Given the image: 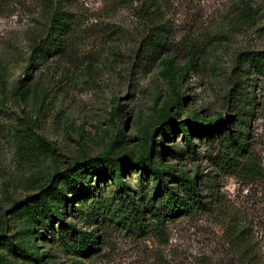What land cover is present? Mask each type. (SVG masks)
I'll list each match as a JSON object with an SVG mask.
<instances>
[{"label":"rangeland","instance_id":"rangeland-1","mask_svg":"<svg viewBox=\"0 0 264 264\" xmlns=\"http://www.w3.org/2000/svg\"><path fill=\"white\" fill-rule=\"evenodd\" d=\"M148 1L168 29L160 54L142 55L145 0H53L68 11L70 32L59 56L36 59L31 44L46 23L41 1L0 0V258L6 264H30L22 254H38L42 264H223L229 224L243 228L264 259V80L238 69L240 54L264 51V0ZM236 88L247 102L228 97ZM250 99L253 116L240 125ZM219 115L228 121L217 133L192 137L194 155L181 133L170 131L171 120L196 131ZM240 128L248 134L252 176L218 166L216 140ZM149 146L154 167L197 176L212 204L211 213L170 224L167 244L61 207L76 229H96L99 248L83 258L60 244L55 222L38 227L28 216L25 206L34 200L55 206L60 192H72L60 174L74 164L136 160ZM136 176L125 172L134 189ZM99 186L107 193L112 183Z\"/></svg>","mask_w":264,"mask_h":264},{"label":"trees","instance_id":"trees-1","mask_svg":"<svg viewBox=\"0 0 264 264\" xmlns=\"http://www.w3.org/2000/svg\"><path fill=\"white\" fill-rule=\"evenodd\" d=\"M40 1L44 8L46 23L41 34L33 40L31 53L36 59H48L61 54L64 38L69 35L71 28L70 16L68 11L54 5L53 0ZM145 1L146 3L139 7V11L149 23V29L141 40L142 55L146 57L161 53L165 47L164 39L168 29L165 22L158 21V16H153L151 8L155 5L148 0ZM157 9L158 7H155V10ZM238 61L240 72L264 80V51L245 52L239 55ZM164 64L166 69L173 67L168 59ZM185 74L186 69L179 71L181 79ZM241 96L240 90L237 91L236 88L231 90L228 97L239 103L247 102L241 99ZM247 106L246 111L239 113L240 125H245L244 121L253 116L255 103L250 99ZM223 120L225 123L228 121L219 115L214 124L196 131L181 128L178 123L171 120L170 131L180 132L185 151L194 155L192 137L208 139L217 133L221 126L220 122ZM247 140L248 134L241 128L234 133L225 132L216 140L218 166L222 170H239L247 176L255 173L256 166L254 160L248 155ZM163 149L167 151L166 148ZM151 150L149 146L146 156L136 160L100 157L74 164L71 170L60 174L62 180L71 183L70 191L72 192H60L55 206L42 198L34 200L31 205L25 206L28 216L38 227L46 223L53 225L55 222L60 244L70 248L72 254L83 258L90 257L99 248V236L96 234V229L90 232L76 229L72 223L63 219L64 213L60 212L61 207L63 211L69 207V211L81 217L82 220L94 222L99 219L107 226L119 227L137 235L150 234L167 244L168 239L164 237V234L170 224L200 213H211L212 204L201 193L197 176L189 177L184 173H176L173 167L157 169L152 165ZM170 150L175 155L181 156L180 149L173 146ZM126 171L137 172L136 189L125 180ZM108 181L112 183V186L108 188L107 193H103L105 188L101 190L99 184H107ZM237 227L229 224L227 244L230 251L223 264H264L257 245L243 228ZM22 256L30 264H42V257L38 254H22ZM0 264H6L4 259L0 258Z\"/></svg>","mask_w":264,"mask_h":264}]
</instances>
